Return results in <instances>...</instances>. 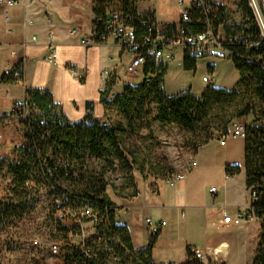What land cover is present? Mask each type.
I'll return each mask as SVG.
<instances>
[{"label":"trees","instance_id":"trees-1","mask_svg":"<svg viewBox=\"0 0 264 264\" xmlns=\"http://www.w3.org/2000/svg\"><path fill=\"white\" fill-rule=\"evenodd\" d=\"M142 0H92L94 13V37L99 39L102 34L107 33L109 18L112 12L119 13L120 19L127 25L134 28L136 41L143 42L144 35L149 27H158L153 12H141L139 3ZM246 4V12L249 8ZM222 8L224 6L221 5ZM225 15L219 17L224 21ZM175 23H168L163 30L175 27ZM254 31H257L253 26ZM248 31V28L241 25H226L227 31L236 30ZM257 38V35H255ZM247 58L234 57L233 62L240 72V80L231 88H220L208 85L200 96L191 91L181 92L175 95H167L164 91V75L167 64L160 65V72L151 82H143L137 85L126 84L121 94L113 99L107 98V93L102 96L107 107L115 106L125 116L128 122L134 118L145 120L151 108H155L153 120L163 124L176 123L181 127L190 129L193 134L190 148L193 153L208 143L213 133L207 128L196 133L198 124L203 121H211L218 116L219 124L215 127L220 131V136H227L233 120L242 118L249 114L253 120L247 125L245 136V173L247 189H254L256 199L251 201L257 218L261 223V240L257 257L253 264H264V41L258 48L246 50ZM147 62L145 70L154 68V57L146 53ZM197 58L187 53L183 56V66L186 69H196ZM23 60L13 63L9 70L4 71L0 76L2 83L23 82ZM25 97L28 107L37 109L40 113L29 115L25 122L26 132L22 136L21 144L17 146L20 154V161L10 165L8 171L13 176V184L28 187L26 185L34 175H38L45 183L48 196L67 193L74 201H81L88 198L94 203L97 209L102 210L105 205L113 218V211L116 204L107 194L106 175L97 177L83 172V163L86 156L93 155L97 158H104L107 163V171L113 168L115 155L119 158L120 141L118 130L122 124L114 127L103 125V120L95 119L92 115L93 103L88 102L89 109L85 118L72 121L63 113L61 106L53 100L52 93L48 90L36 87H29L25 90ZM228 103L231 109L223 113L222 106ZM119 165V163H118ZM120 165L118 167V170ZM241 172V166L230 164L226 166L228 176H235ZM74 173L77 176L74 177ZM107 174V172H106ZM72 179L80 182L83 188L79 191H69L62 187L63 179ZM37 193L36 189H32ZM135 191L132 196L136 195ZM22 201L10 199L0 200V222L6 221L12 212L21 208ZM115 231L127 248L133 253L130 257L125 251H120L123 259L122 264H134V258L140 260L139 264H156L152 260V249L156 244L159 233L151 234L149 243L144 248L136 249L126 225L112 221ZM49 257V255H42ZM188 260L181 264H214L203 263L195 259L191 248H187ZM72 254L65 253L63 260L66 263L72 262ZM0 264L1 261H0ZM79 264V263H78ZM176 264V263H169Z\"/></svg>","mask_w":264,"mask_h":264},{"label":"rangeland","instance_id":"rangeland-1","mask_svg":"<svg viewBox=\"0 0 264 264\" xmlns=\"http://www.w3.org/2000/svg\"><path fill=\"white\" fill-rule=\"evenodd\" d=\"M142 6L146 8L153 3L165 4L167 0H142ZM226 5L225 20L219 23V28L226 30V25H240L243 23L246 12V4L243 0H224ZM169 7V5L167 4ZM141 12H150L142 10ZM227 31V30H226ZM216 53V52H215ZM5 55V54H3ZM13 55V54H12ZM17 55V54H16ZM3 57H0V71H6L11 67H5ZM214 74L216 80L212 83L203 81L206 74ZM239 71L236 69L233 59L220 53L218 55L208 54L197 58L196 69H186L183 66V54L178 52L176 57L167 63L165 72L164 88L167 94H178L185 91L193 93H202L207 85L220 86L223 88L233 87L238 78ZM142 78L139 76H127L118 82L116 90L121 92L124 83L140 84ZM15 97L21 98L23 89L20 84L4 85ZM229 89V88H228ZM11 100L3 96V90H0V113L4 107L9 105ZM7 103V104H6ZM231 109V105L226 103L222 106L223 113ZM155 108H151L148 118L138 120L134 118L133 122H128L125 116L117 107L108 108V116L105 120L110 123V127L122 124L123 127L118 130L120 141L119 158L112 157L120 165L119 170L115 172V177L111 188L107 192L111 200L117 201L120 197L129 198L135 191H140L144 186L153 187L154 179L170 175L172 172L185 171L189 161L194 159V153L190 148V141L196 134L190 129L179 126L176 123L163 124L153 120ZM40 113L37 109L28 107V115ZM219 117L216 116L211 121H203L198 124L196 133L202 132L207 128L213 133L212 138H216L220 131L215 127L219 124ZM251 114L242 118L233 120L242 121L248 125L252 122ZM232 122V123H233ZM0 130L4 134V141L0 148V200L10 199L13 201H22L21 208L12 212L10 218L0 222V261L2 264H70L63 259H50L37 255V252L30 251L31 241L38 236H46L48 231L47 215L50 211L51 197L48 196L45 189V183L37 175H34L26 184L28 187L13 184V176L8 171L10 165H15L20 161V154L17 146L21 144L22 136L26 132L24 123L14 119H7L1 124ZM201 159V156H198ZM108 163L104 158H97L93 155L86 156L83 163V172L88 175L103 177L106 175ZM202 181V178H200ZM234 193L231 196L236 200L243 201L249 196L245 193V188L238 178ZM62 187L69 191L79 192L83 186L80 182L66 178L61 181ZM32 189L38 192L33 193ZM211 194V193H210ZM224 194H218L212 199L219 201ZM251 201V197H250ZM249 201V202H250ZM130 215H133L132 224L135 227L139 242L142 238L150 237L151 232L146 224L149 216L147 210L136 213L134 209ZM213 217L203 221H197V231H194L196 238L203 239L207 234L211 239L219 237L220 243L212 253L207 256V261L214 264H253L259 250L261 240V219L255 218L251 222L240 226H221L213 228L209 225ZM167 228L172 227L175 217L167 216ZM216 220L215 222H217ZM215 229V230H214ZM186 230L179 226L172 234H169L170 242H173V250L169 246V240L160 244L155 253V259L158 262L172 260L182 263L186 260V247L184 243ZM142 240V241H141ZM225 242V244H224ZM223 243V244H221ZM221 244V245H220ZM225 246L227 254L225 258H218L217 250ZM134 264H139L140 260L134 258ZM132 264V263H131Z\"/></svg>","mask_w":264,"mask_h":264},{"label":"crops","instance_id":"crops-1","mask_svg":"<svg viewBox=\"0 0 264 264\" xmlns=\"http://www.w3.org/2000/svg\"><path fill=\"white\" fill-rule=\"evenodd\" d=\"M6 1L0 0V19H2L3 12L7 11L12 25L10 31L6 26L0 24V57H3V65L5 67H9V63L13 65L14 62L23 60L24 80L20 83L3 84H20L23 89L22 97L25 95L26 88L29 87L48 90L52 93L53 100L61 106L66 117L72 121H78L86 117L89 112L87 103L90 101L93 103L91 110L93 117L105 120L108 116V107L102 100L103 95L98 91V87L102 83L100 77L102 70L108 66L112 68V71H117L119 74L118 79L113 83V90L116 94H121L126 84L137 85L135 83H124L121 92H117L118 82L127 76L121 74L122 65L117 58L122 54V49L112 39H110L109 43L84 46L79 42L78 38L70 35V30L73 27L78 28L79 32L84 35H92L94 33L92 0H27L31 2L27 6H9ZM214 1L222 6L226 5L224 0ZM142 2L139 3V10L143 8L153 12L159 28L164 29L168 23H175L176 25L179 23L180 6L178 0H167L164 5L155 2L146 8L142 6ZM49 14L54 16L56 30L55 47L57 59L55 62H50L46 59L49 47L46 18ZM25 17L35 18L37 24L23 25ZM33 33H37L39 36L38 43L24 45V40L29 39ZM178 52H181V50H177ZM13 53H15V56L12 55ZM110 54H113L114 57L112 61H108ZM71 65L76 67L77 70L85 72V77L82 81L78 79L71 69ZM85 68H87V71H85ZM3 69L0 71V76L4 72ZM239 80L240 75L237 82ZM228 88L231 89V87ZM3 89L8 88L0 86V90ZM202 93L193 94L200 96ZM167 95L171 96L173 94ZM230 131L231 128L229 133ZM229 133L226 136L225 144H222L216 137L202 145L198 152L194 154L193 160L197 161V165L189 166L185 171H177L184 173V177L176 181L174 185L169 184V179L176 172L155 178L153 181L154 186L152 188L144 186L142 190L137 192L140 193L139 196L120 197L116 202L114 201L121 209L118 222L128 227L133 246L136 249L146 247L150 237L146 238V240L142 238L143 241L139 242V237H137L135 227L131 222L134 216L130 215V213L134 209L136 213L147 210L149 213L148 217L166 221V225L160 231L158 240L152 249L151 256L154 263L181 264L172 260L158 262L155 259L158 247L160 244L166 243L167 240H169V246L172 247L170 249L173 250V242H170L171 240L168 237L179 226L186 230L184 239L186 260L184 262L188 260V247H201L212 253V249L218 247L220 239L219 237L211 239L207 234L204 235L203 239L196 238L194 231L198 229L197 221L202 218L206 222L207 219L213 217L211 222L209 220V225L214 228L213 222L221 218L220 209L225 208L230 212H235L250 201V192L247 189L245 173V138L232 137ZM198 156H201V159ZM230 164L240 165L241 172L235 176H228L226 166ZM200 178H202V181ZM238 178L241 179L249 199L245 197L243 201H240L231 196L234 193ZM211 186H217L219 189L218 194H224L219 201L212 199L209 190ZM126 205L132 206L129 212L122 210V207ZM167 216L175 217V221L173 222L172 220L173 226L170 228H167L169 223ZM223 245L217 250V255L220 259L225 258L227 254V250ZM223 250L226 251L225 256L220 257V252Z\"/></svg>","mask_w":264,"mask_h":264},{"label":"built area","instance_id":"built-area-1","mask_svg":"<svg viewBox=\"0 0 264 264\" xmlns=\"http://www.w3.org/2000/svg\"><path fill=\"white\" fill-rule=\"evenodd\" d=\"M243 1L247 3L249 11L245 14L243 23L240 25L248 28V31L220 29L218 19L222 14L225 15L226 11L214 0H178L180 6L179 23L168 30L149 27L142 43L136 41L134 28L122 22L120 14L115 12L110 14L107 33L102 34L99 39H95L93 34L84 35L80 33L76 27L71 28L70 35L78 38L84 46L109 43L112 39L122 49V54L117 57L122 65L121 74L123 76H139L142 78L141 83L151 82L160 72V65L167 64L174 59L177 50H181L183 56L185 53L195 57L223 53L232 59L234 57L247 58L246 50L258 48L264 41V0ZM29 2L27 0H7L6 4L9 6H27ZM0 24L11 31L12 23L7 11L3 12ZM36 24V19L32 17H25L23 20L25 26ZM46 25L49 39L46 59L55 62L57 59L56 30L52 14L47 15ZM253 26L256 27L257 31H254ZM38 41L39 36L37 33H33L29 39L24 40V45L38 43ZM146 53L154 57V68L147 71L145 70ZM13 55L15 56V53ZM113 59V54H110L108 61ZM70 67L78 79L82 81L85 72L77 70L73 65ZM100 77L102 83L98 87L99 93L102 95L107 93V98L113 99L117 95L113 90V83L116 82L119 74L107 66L102 70ZM215 79L214 74L208 73L203 76V81L206 83H212ZM3 96L10 99L11 102L0 113V127L7 119H14L25 124L29 116L25 95L21 98L14 97L9 89H3ZM103 125L109 127L110 123L103 120ZM230 128V136L245 138L246 123L236 121L231 124ZM218 140L225 144L227 138L220 136ZM3 141L4 134L0 130V148ZM188 165L195 166L197 161L191 160ZM118 167V163H115L113 168L107 171V191L111 188ZM75 176H77L76 173H74ZM183 177L184 173L176 172L171 175L169 184L174 185ZM209 190L214 198L219 193L217 186H211ZM249 192L251 201L256 199L255 190L250 189ZM139 195L140 193H137L135 196ZM251 201L235 212H230L225 208L220 209L221 218L217 222H213L214 227L240 226L254 220L256 214ZM131 207L126 205L122 207V210L129 212ZM120 212L121 209L117 205L112 218L108 205L99 210L88 198L74 201L69 198L67 193L54 194L51 197L50 211L47 215L48 231L46 236L35 237L30 243V251L37 252V255H49L48 258L50 259H63L65 253L70 252L73 256L70 264H122L123 257L120 251H125L130 257L133 253L127 248L113 227L112 221L118 223ZM146 224L151 234H155L162 230L166 221L147 217ZM191 253L195 259L203 263L207 262V256L210 255L209 250L201 247H191Z\"/></svg>","mask_w":264,"mask_h":264},{"label":"bare ground","instance_id":"bare-ground-1","mask_svg":"<svg viewBox=\"0 0 264 264\" xmlns=\"http://www.w3.org/2000/svg\"><path fill=\"white\" fill-rule=\"evenodd\" d=\"M209 253H210V252H209ZM225 253H226V251H224V250H223V251H221V252H220V257H223V256H225ZM210 254H211V253H210Z\"/></svg>","mask_w":264,"mask_h":264}]
</instances>
